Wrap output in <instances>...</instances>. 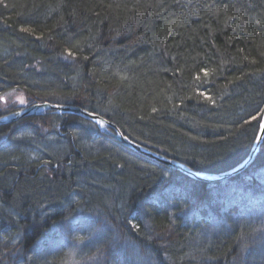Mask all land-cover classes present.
<instances>
[{
  "label": "trees",
  "instance_id": "1",
  "mask_svg": "<svg viewBox=\"0 0 264 264\" xmlns=\"http://www.w3.org/2000/svg\"><path fill=\"white\" fill-rule=\"evenodd\" d=\"M16 87L226 172L264 111V0H0V93ZM0 136V264H62L75 246L99 264H131L132 247L154 264H264V142L203 183L72 114Z\"/></svg>",
  "mask_w": 264,
  "mask_h": 264
},
{
  "label": "water",
  "instance_id": "2",
  "mask_svg": "<svg viewBox=\"0 0 264 264\" xmlns=\"http://www.w3.org/2000/svg\"><path fill=\"white\" fill-rule=\"evenodd\" d=\"M52 110L58 114H68L78 116L80 118H84L85 120L89 121L93 125L97 126L99 130L107 134L108 136L112 137L113 139L120 142L124 147H128L132 151L137 154L146 157L147 159H151L152 161L162 164L165 167L170 169H174L181 174L190 177L192 180L201 181L203 183H216L218 181H224L228 178H232L237 176V174L245 171L249 164L254 160L255 156L258 154V149L260 145L264 142V111L260 117V123L258 125V132L254 139V143L251 146L247 157L240 162L236 167L226 170V172L221 173H208V172H199L196 170H192L189 166L185 165L184 163H180L179 161L169 158L162 153H158L153 151L150 148L142 146L141 144H137L132 141L130 138L124 136L121 130L118 128L117 125L111 123L107 118L87 111L84 108L73 104H54V103H47V102H38L32 105H29L25 108H19L15 112L7 113L6 115L0 116V126H6V124H12L17 122L19 119L28 118L31 116H37L44 111ZM99 121V123H97Z\"/></svg>",
  "mask_w": 264,
  "mask_h": 264
},
{
  "label": "rangeland",
  "instance_id": "3",
  "mask_svg": "<svg viewBox=\"0 0 264 264\" xmlns=\"http://www.w3.org/2000/svg\"><path fill=\"white\" fill-rule=\"evenodd\" d=\"M30 99V96H28L23 90L17 87L15 89L8 90L7 92H5V94L0 93V113L6 111L8 113H11L15 112L12 111V109L25 108L29 105H32L30 104ZM2 138L3 136H0V139ZM251 164H249L248 167ZM127 246L129 247V245ZM128 257H130L131 264H154L152 260L144 255L142 256L141 253L134 247L130 249V256ZM62 264H99V258L94 255L86 256L84 255V253L80 252V247L75 246L74 248H72V250L69 251Z\"/></svg>",
  "mask_w": 264,
  "mask_h": 264
},
{
  "label": "snow or ice",
  "instance_id": "4",
  "mask_svg": "<svg viewBox=\"0 0 264 264\" xmlns=\"http://www.w3.org/2000/svg\"><path fill=\"white\" fill-rule=\"evenodd\" d=\"M70 55V54H69ZM205 75H207V73H205ZM22 102V101H21ZM97 123H99V121H97ZM262 126H264V125H262Z\"/></svg>",
  "mask_w": 264,
  "mask_h": 264
}]
</instances>
